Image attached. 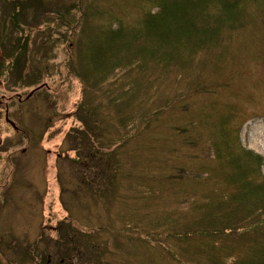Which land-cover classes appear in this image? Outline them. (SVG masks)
<instances>
[{
    "label": "rangeland",
    "instance_id": "obj_1",
    "mask_svg": "<svg viewBox=\"0 0 264 264\" xmlns=\"http://www.w3.org/2000/svg\"><path fill=\"white\" fill-rule=\"evenodd\" d=\"M78 2L28 8L26 51L0 75V264H264V230L189 231L231 176L264 175V0H239L243 22L189 63L121 56L96 83ZM93 4L90 35L157 9Z\"/></svg>",
    "mask_w": 264,
    "mask_h": 264
},
{
    "label": "trees",
    "instance_id": "obj_2",
    "mask_svg": "<svg viewBox=\"0 0 264 264\" xmlns=\"http://www.w3.org/2000/svg\"><path fill=\"white\" fill-rule=\"evenodd\" d=\"M37 1L0 0L3 25L0 30V55H3L0 56V75L11 69L10 64L19 62L18 58L24 55L28 41L24 40L18 32L23 29V23H29L28 8H38ZM154 1L157 3V9L145 12L139 20V25L129 29L118 23L115 27L101 30L99 34L96 33L98 37L94 34L90 35L88 32L92 29L85 27V23H88V12L94 8V0H79L76 3L83 17L80 31L88 35L84 40L81 37L82 41L79 42L78 53L80 51L81 54L83 46L87 53V60L81 64L83 63L84 69L87 68L86 63L90 64L98 73L95 76L97 80L91 77L90 80H96L95 83L100 82L103 72L107 74L111 68L117 67L122 62L121 56L125 57L124 63H131L133 59L140 60L141 63L150 59L170 63L174 60L181 62L185 59L187 61L188 58L187 63H189L198 49L211 46L210 44L217 39L222 27L233 28L243 22L239 0ZM12 31H15V34H12ZM90 33L95 32L90 31ZM144 35L146 39L153 38L155 43L144 42L133 46ZM177 50L181 54L189 55L182 58ZM128 51L129 57L123 55ZM88 77L87 72L86 78ZM246 152L253 151L247 149ZM89 156L94 159L93 156ZM255 156L259 158L257 159L259 161L257 170L260 171V160L264 157L257 153ZM240 170L243 169L240 168ZM230 180L236 186V191L220 196L219 202L208 206L210 210H207L204 204L198 205V210H201L203 214L198 217L199 225L193 227L192 230L189 229L190 232L200 236H219L224 232L230 233L238 229L263 232L264 227L261 228V225L264 223V175L260 180L250 175L247 177L231 176ZM245 219L251 221V224H240ZM185 231L188 230H183V233L190 234L189 231ZM183 233L180 232V235ZM256 258L255 255H250L247 260L241 262L242 264H261ZM177 260L180 261L179 257Z\"/></svg>",
    "mask_w": 264,
    "mask_h": 264
},
{
    "label": "water",
    "instance_id": "obj_3",
    "mask_svg": "<svg viewBox=\"0 0 264 264\" xmlns=\"http://www.w3.org/2000/svg\"><path fill=\"white\" fill-rule=\"evenodd\" d=\"M32 91H34V89H32V90H30L29 92H28V95H31V92ZM5 119L12 125V126H14V128L15 129H17L18 128V126L15 124V122H13V120L10 118V116H8V112H7V110L5 111Z\"/></svg>",
    "mask_w": 264,
    "mask_h": 264
}]
</instances>
